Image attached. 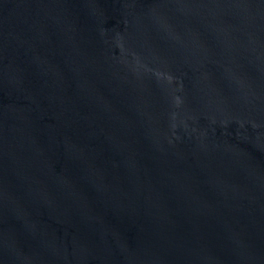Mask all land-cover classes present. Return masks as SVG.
I'll return each mask as SVG.
<instances>
[{
	"label": "water",
	"instance_id": "obj_1",
	"mask_svg": "<svg viewBox=\"0 0 264 264\" xmlns=\"http://www.w3.org/2000/svg\"><path fill=\"white\" fill-rule=\"evenodd\" d=\"M0 264H264V0H0Z\"/></svg>",
	"mask_w": 264,
	"mask_h": 264
}]
</instances>
